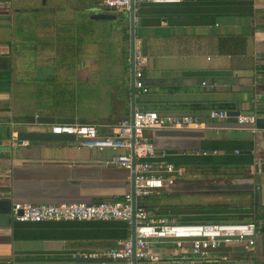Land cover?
Returning a JSON list of instances; mask_svg holds the SVG:
<instances>
[{
	"label": "crops",
	"instance_id": "1",
	"mask_svg": "<svg viewBox=\"0 0 264 264\" xmlns=\"http://www.w3.org/2000/svg\"><path fill=\"white\" fill-rule=\"evenodd\" d=\"M0 2V191L31 203L121 197L132 190V173L107 162L110 149L22 142L18 132L115 123L133 108L190 115L199 123L145 130L155 151L149 159L171 162L177 172L172 185L138 203L182 223L255 221V244L226 243L201 259L179 257L161 240L153 244L158 260L136 264H264V127L208 117L225 103L264 117L257 98L264 93V0L135 5L147 91L134 95L128 11L103 0H12V9L11 0ZM101 12L115 18L92 17ZM213 197L236 204H210ZM11 221L0 228V264H98L75 254L115 247L132 234L131 224L117 219Z\"/></svg>",
	"mask_w": 264,
	"mask_h": 264
},
{
	"label": "built area",
	"instance_id": "2",
	"mask_svg": "<svg viewBox=\"0 0 264 264\" xmlns=\"http://www.w3.org/2000/svg\"><path fill=\"white\" fill-rule=\"evenodd\" d=\"M142 2L173 3L180 0H103V5L111 10L129 11L132 5ZM146 56L135 43L134 49V87L137 93L147 91L143 82V67ZM227 110H209L210 119H226ZM257 116L254 113H239L236 125L256 129ZM197 117L190 115H160L154 110L135 109L132 117H124L115 123L64 124L54 125L50 131L75 136L78 147L110 149L112 155L108 163L122 166L134 175L133 192L121 197L104 199L99 202H59L31 203L13 201L9 216L16 222L44 221H109L121 220L127 224L135 223V239L127 237L118 241L115 247L97 253H76L83 260H96L98 264H133L137 261H155L160 258L153 244L164 240L171 243L172 252L182 258L195 256L211 258L213 252L226 243L235 242L245 248L255 244L257 225L253 221L217 222H177L166 216H154L138 199L168 187L174 183L176 167L171 162H153L154 146L145 130L156 127H186L198 124ZM11 126L15 123L10 121ZM1 127V123H0ZM109 129L110 133L100 130ZM264 135V130H263ZM133 136V139H132ZM26 142V141H24ZM123 149L127 151H122ZM135 205L133 206V199ZM1 199H11L0 191Z\"/></svg>",
	"mask_w": 264,
	"mask_h": 264
},
{
	"label": "water",
	"instance_id": "3",
	"mask_svg": "<svg viewBox=\"0 0 264 264\" xmlns=\"http://www.w3.org/2000/svg\"><path fill=\"white\" fill-rule=\"evenodd\" d=\"M4 3L0 2V7H3ZM129 13V19H130V49H129V58H130V65H131V74H132V94L134 95L136 89L134 87V49H135V34H134V4L132 1V5ZM94 19H113L115 18V15L107 13V12H101L96 13L92 16ZM260 56L264 57V52L259 53ZM257 98L261 101H264V93H258ZM134 108L132 109L130 116L132 117ZM240 113L239 110H227V119L236 121V116ZM255 125L258 127H264V117L258 116L256 118ZM75 136L73 134H67V133H54L49 131H35V130H24L19 131L17 134V139L20 141H26L27 140H52V141H68V140H74ZM133 139V136H132ZM133 178V187H134V175L132 174ZM132 187V192H133ZM135 198L133 199V206L135 205ZM11 203H13L12 199H1L0 200V228H6L9 227L11 224V219L9 216V211L11 207ZM131 239H135V223H131ZM133 264H136V261L133 260Z\"/></svg>",
	"mask_w": 264,
	"mask_h": 264
},
{
	"label": "rangeland",
	"instance_id": "4",
	"mask_svg": "<svg viewBox=\"0 0 264 264\" xmlns=\"http://www.w3.org/2000/svg\"><path fill=\"white\" fill-rule=\"evenodd\" d=\"M10 5H11V9H12V0L10 2ZM11 19H12V14L10 15ZM11 33H12V22H11ZM12 50V49H11ZM227 201V202H226ZM229 200H227V198H216V197H213V198H210V204H222V203H227L226 205L228 206H235V202L233 203L232 201L228 202ZM181 205L184 206V202H181Z\"/></svg>",
	"mask_w": 264,
	"mask_h": 264
},
{
	"label": "trees",
	"instance_id": "5",
	"mask_svg": "<svg viewBox=\"0 0 264 264\" xmlns=\"http://www.w3.org/2000/svg\"><path fill=\"white\" fill-rule=\"evenodd\" d=\"M219 108L225 109V110H232L233 106L230 103H225V104H221L219 105ZM144 206V205H143ZM148 211L151 210L152 208L144 206ZM243 219L239 218L236 221H242ZM255 222V221H253ZM256 223V222H255Z\"/></svg>",
	"mask_w": 264,
	"mask_h": 264
}]
</instances>
